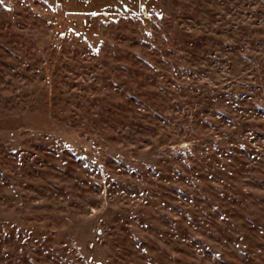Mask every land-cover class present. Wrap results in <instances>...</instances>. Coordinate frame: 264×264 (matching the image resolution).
<instances>
[{
  "label": "rangeland",
  "instance_id": "obj_1",
  "mask_svg": "<svg viewBox=\"0 0 264 264\" xmlns=\"http://www.w3.org/2000/svg\"><path fill=\"white\" fill-rule=\"evenodd\" d=\"M64 2H0V264H264V0Z\"/></svg>",
  "mask_w": 264,
  "mask_h": 264
},
{
  "label": "trees",
  "instance_id": "obj_2",
  "mask_svg": "<svg viewBox=\"0 0 264 264\" xmlns=\"http://www.w3.org/2000/svg\"><path fill=\"white\" fill-rule=\"evenodd\" d=\"M61 1H62V3H65L64 0H61ZM79 1H81V2H85V1H86V2H87V1H89V0H79ZM69 9H70V8H67V7L65 8V7H64V10H66V11H68ZM101 12H103V11H101ZM104 12H105V11H104Z\"/></svg>",
  "mask_w": 264,
  "mask_h": 264
},
{
  "label": "snow or ice",
  "instance_id": "obj_3",
  "mask_svg": "<svg viewBox=\"0 0 264 264\" xmlns=\"http://www.w3.org/2000/svg\"><path fill=\"white\" fill-rule=\"evenodd\" d=\"M0 2H2V0H0Z\"/></svg>",
  "mask_w": 264,
  "mask_h": 264
}]
</instances>
